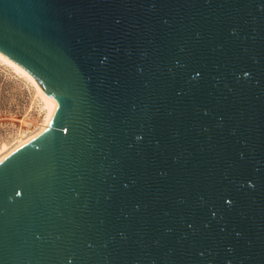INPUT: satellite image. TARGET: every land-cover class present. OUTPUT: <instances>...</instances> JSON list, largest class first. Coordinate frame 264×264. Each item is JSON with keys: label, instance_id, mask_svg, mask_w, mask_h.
<instances>
[{"label": "water", "instance_id": "95a60500", "mask_svg": "<svg viewBox=\"0 0 264 264\" xmlns=\"http://www.w3.org/2000/svg\"><path fill=\"white\" fill-rule=\"evenodd\" d=\"M0 56V264H264V0H0Z\"/></svg>", "mask_w": 264, "mask_h": 264}, {"label": "rangeland", "instance_id": "374dc122", "mask_svg": "<svg viewBox=\"0 0 264 264\" xmlns=\"http://www.w3.org/2000/svg\"><path fill=\"white\" fill-rule=\"evenodd\" d=\"M40 123L41 117L28 84L0 63V144L14 142L19 132L30 133Z\"/></svg>", "mask_w": 264, "mask_h": 264}, {"label": "bare ground", "instance_id": "6f19581e", "mask_svg": "<svg viewBox=\"0 0 264 264\" xmlns=\"http://www.w3.org/2000/svg\"><path fill=\"white\" fill-rule=\"evenodd\" d=\"M0 63L3 64L5 67L9 68L18 76L22 77L23 80L28 84L35 99L37 113L41 117V123L35 128L34 131H31L30 133L29 132L25 133L21 131L19 132V136L15 140H13L14 142H10V143L2 142L0 144V160H2L5 156L16 150L18 147H20L24 143L28 142L29 140H31L32 138L43 132L49 124L52 115V110L42 100L37 83L32 78H30L17 66H15L13 63L9 62L2 56H0ZM26 125H29V123H26Z\"/></svg>", "mask_w": 264, "mask_h": 264}]
</instances>
